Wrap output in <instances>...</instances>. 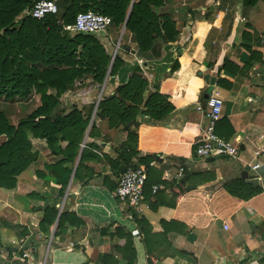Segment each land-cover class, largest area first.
I'll return each mask as SVG.
<instances>
[{
  "label": "crops",
  "instance_id": "1",
  "mask_svg": "<svg viewBox=\"0 0 264 264\" xmlns=\"http://www.w3.org/2000/svg\"><path fill=\"white\" fill-rule=\"evenodd\" d=\"M155 11L173 18L176 40L164 44L157 39L153 51L141 56L131 34L124 28L117 37L115 29L104 44L109 48L116 42V48L120 42L123 64L100 89L103 96L112 95L140 67L148 90L158 85L174 105L156 123L137 117L140 147L127 162L157 157L147 176L150 185L138 215L142 219L135 220L130 208L112 195L121 174L116 170L125 164L118 157L126 132L108 128L93 115L97 136L89 138L86 129L73 161L38 141L35 159L18 175L16 186L0 187V264H264V159L255 171L247 165L264 144V0L248 8L243 0H171ZM230 57L245 68L241 74L222 70L218 75L230 84L220 98L222 117L233 130L228 140L240 149L238 161L223 156L197 160L194 149L205 124L204 110L197 105L204 108L203 93L214 92L215 71ZM205 75L214 77L213 86ZM94 89L63 97L61 108L68 112L93 103ZM38 101L33 97L10 106L0 100V109L8 115L17 110L20 118L27 103ZM218 132L225 133L219 127ZM90 141L96 158L85 161L75 177L81 150ZM59 144L66 146L65 141ZM181 166L183 177L175 180ZM234 178L261 192L246 201L234 198L222 188ZM153 186L158 187L155 194ZM179 186L186 191L176 196Z\"/></svg>",
  "mask_w": 264,
  "mask_h": 264
},
{
  "label": "trees",
  "instance_id": "2",
  "mask_svg": "<svg viewBox=\"0 0 264 264\" xmlns=\"http://www.w3.org/2000/svg\"><path fill=\"white\" fill-rule=\"evenodd\" d=\"M35 1L37 0H0V100L12 106L15 102L27 99L33 90L41 94L40 104L20 117L17 125L9 121L6 110L0 109V137H3L0 142V187L5 189H13L18 175L34 161L36 153L33 145L38 141L46 142L54 155H66L70 161L74 160L81 149L95 103L83 108L73 106L66 112L61 108V95L67 90L73 92L84 88L83 82L88 79L99 86L109 65L108 74L113 76L123 64L118 54L111 61V56L94 35H71L64 30L63 25L72 24L77 13L91 10L109 16L111 26L119 31L130 8L125 30L131 34L137 53L141 56L153 51L157 39L168 44L173 43L178 36L173 18L169 14L155 11L171 0H58L55 15H47L39 20L24 17L16 22L15 16ZM256 1L243 0V5L248 8ZM233 65L236 69L231 68H234ZM175 66L176 61L171 72ZM240 66L232 57L224 60L214 74L217 78L214 92L205 90L204 98L210 95L220 98L221 90L230 89V84L219 77V73L224 70L231 74H241L245 68L241 69ZM141 73L140 67L135 68L126 82L117 86L112 95H102L94 112V119L105 121L108 128H121L126 132V140L118 157L125 164L116 172L122 173L157 159L153 154L139 158L137 164L127 162V159L137 153V147H140L142 124L137 121V117L147 116L156 123L167 118L174 110V105L169 102L167 95L159 91L158 85L153 91L148 90V81ZM77 78L80 83L74 85ZM49 88L53 92L46 94L45 90ZM94 119L89 126V138L97 136ZM218 127L225 133H219ZM215 133L225 140L232 135L233 130L226 117H221L216 123ZM64 141L66 146L62 149L59 143ZM94 146L92 141L84 144L75 177L79 176L78 170L85 161L96 158ZM110 163L117 166V161ZM151 168L148 167L147 176ZM68 174L69 169L66 177ZM61 175L65 177V174ZM191 176L192 174H187L186 179ZM207 180L203 179L202 183ZM149 185L146 177L143 187L145 197L144 190ZM222 188L242 201L261 192L258 186L242 178L226 181ZM177 189L176 196L186 191L181 186ZM51 209L55 214V208ZM132 214L135 220L142 219V216Z\"/></svg>",
  "mask_w": 264,
  "mask_h": 264
},
{
  "label": "built area",
  "instance_id": "3",
  "mask_svg": "<svg viewBox=\"0 0 264 264\" xmlns=\"http://www.w3.org/2000/svg\"><path fill=\"white\" fill-rule=\"evenodd\" d=\"M56 13V0H37L24 11L22 16L39 20L47 15H55ZM110 25L111 18L109 16L87 10L77 13L74 22L64 25L63 28L70 33L99 35L106 33ZM204 102V108L201 105H197V110H204L205 124L196 143L194 157L197 160H206L212 157L227 155L229 159L238 161L239 146L215 133V125L222 117L223 100L216 95H210L205 98ZM252 159L253 162L247 163V165L250 166L251 170L255 171L261 166L264 159V144L253 152ZM154 164L151 161L147 165H139L122 172L112 192V195L116 199L125 203L136 215L141 214L143 211V187L147 177V169L148 167H153ZM184 171L185 169L182 166L179 167L173 178L180 180L183 177ZM157 189V186H153L151 193L155 194ZM26 256L27 253L22 254L23 258Z\"/></svg>",
  "mask_w": 264,
  "mask_h": 264
},
{
  "label": "rangeland",
  "instance_id": "4",
  "mask_svg": "<svg viewBox=\"0 0 264 264\" xmlns=\"http://www.w3.org/2000/svg\"><path fill=\"white\" fill-rule=\"evenodd\" d=\"M29 7H26V8H24L19 14H17L16 16H15V20H16V22H18V21H20V19H23L24 17L22 16L23 15V13H24V11L25 10H27ZM64 26V25H63ZM115 29L110 25L109 27H108V29H107V31H106V33H104V34H102V35H94V37L95 38H97L98 40H99V42L104 46V48L106 49V52H108V54L111 56L112 54H113V50H114V48H115V45H116V42H114L113 44H112V46L111 47H109V48H107L106 47V45L104 44V42H105V40H104V38L105 39H108V37H109V35L111 34V32H113ZM119 32L120 31H118L117 32V37L119 36ZM71 35H74L73 33H70ZM103 38V39H102ZM122 45H120V42L118 43V47H117V52H116V54H118V50L120 49V47H121ZM110 68V67H109ZM109 68H108V70H107V73H106V75H105V77H104V80H103V82L98 86V85H95L93 82H91L89 79L88 80H86V81H84L83 82V86H84V88H82V89H79L78 91L76 90V91H69V90H67L66 92H64L62 95H61V97L63 98V97H66V96H74V97H77V96H82L81 94H83L84 93V91H85V89H87L89 86H95V89L92 91V101H93V103H95V104H93V114L91 115V117H90V123H91V121L93 120V115H94V112H95V106H96V104H97V102L99 101V99H100V97L102 96V94H101V86L103 85V83L105 82V80H106V78H107V76L109 75L108 73H109ZM80 83V81H79V78H77V79H75V81H74V85H78ZM51 92H53V90L52 89H46L45 90V93L46 94H49V93H51ZM40 93H37V92H35L34 90L31 92V95H29L28 96V98L27 99H25V100H21V101H28V99L29 98H38L39 100H40ZM18 102H20V101H18ZM39 102V103H38ZM36 104H33V103H27L28 105H26V109L25 110H23V109H18L19 111L20 110H23L22 111V115H21V117H24L26 114H28L29 112H31L33 109H34V107H37L39 104H40V101H38ZM14 107H15V110L18 108V105L17 104H15V105H13ZM17 112V110L16 111H14V112H10V114L8 115L7 114V117H8V119H9V121L13 124V125H17V123H18V121H19V116H18V114L16 113ZM26 113V114H25ZM87 129H89L88 127H87ZM2 139H3V137L1 136L0 137V142L2 141Z\"/></svg>",
  "mask_w": 264,
  "mask_h": 264
},
{
  "label": "water",
  "instance_id": "5",
  "mask_svg": "<svg viewBox=\"0 0 264 264\" xmlns=\"http://www.w3.org/2000/svg\"><path fill=\"white\" fill-rule=\"evenodd\" d=\"M131 7V6H130ZM129 11H130V8H129V10H128V13H127V16H126V18H125V21H124V23H123V25H122V27H121V32L124 30V28H125V24H126V21H127V18H128V15H129ZM120 32V33H121ZM116 49H117V47L116 48H114V50H113V54L111 55V61L114 59V56H115V54H116ZM111 63V62H110ZM109 67H110V65H109ZM204 79L208 82L209 81V84H210V86H213L214 85V83H215V79H214V77H210L209 78V76H207V75H205L204 76ZM212 88H210V90H211ZM89 126H90V123H89ZM241 149H242V147H240ZM223 157H225V158H228V156L227 155H223Z\"/></svg>",
  "mask_w": 264,
  "mask_h": 264
}]
</instances>
